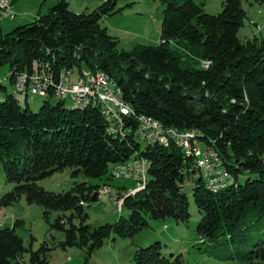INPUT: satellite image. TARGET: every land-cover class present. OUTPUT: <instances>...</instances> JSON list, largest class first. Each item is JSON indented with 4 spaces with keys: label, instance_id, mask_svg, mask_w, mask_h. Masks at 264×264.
<instances>
[{
    "label": "trees",
    "instance_id": "16d2710c",
    "mask_svg": "<svg viewBox=\"0 0 264 264\" xmlns=\"http://www.w3.org/2000/svg\"><path fill=\"white\" fill-rule=\"evenodd\" d=\"M119 1L107 0L92 12L77 14L62 0L9 33L0 26V72L9 69L11 87L0 82V172L13 185L0 195V207L23 198L39 205L51 229L64 239H45L33 250L17 234L24 222L16 221L0 231V264H50L53 251L72 247L90 258L112 235L132 237L149 228L150 221L172 218L187 224L190 204L183 188L188 179L201 216L196 232L203 242L197 249L230 264H264V237L251 241L264 233L263 28L250 19L259 35L239 38L249 19L244 3L264 6V0H224L218 15L207 14L194 0H161V42L131 51L119 49V40L102 27ZM63 70L102 73L121 91L132 113L118 131L110 130L99 106L75 109L67 108L66 101L51 103ZM40 71L50 76L52 86L48 100L33 112L31 96L16 94L14 88L20 76ZM140 117L165 129L194 131L203 150L218 153L232 182L218 191L209 188L193 158L175 144L142 148ZM134 158L148 163V182L135 196L120 193L128 216L114 225H87L85 206L93 204L103 185L75 182L70 191L55 193L39 184L68 169L75 179L110 181L116 178H108L110 168ZM132 264L186 262L182 254L175 260L167 257L156 243L139 248Z\"/></svg>",
    "mask_w": 264,
    "mask_h": 264
},
{
    "label": "rangeland",
    "instance_id": "374dc122",
    "mask_svg": "<svg viewBox=\"0 0 264 264\" xmlns=\"http://www.w3.org/2000/svg\"><path fill=\"white\" fill-rule=\"evenodd\" d=\"M60 0H19L16 6L15 19H4L0 26L4 33H9L15 28L29 24L38 14L47 13L51 7ZM107 0H66L69 9L77 14L92 12ZM197 4L204 5V9L209 15H218L222 11L224 0H194ZM44 6V7H43ZM164 4L161 0H120L116 6V14L107 17L102 27L108 29L110 36L119 40V49L131 51L137 46H156L161 42L162 13ZM244 9L248 12V18L240 30L239 38L246 40L257 33L256 27L250 24L253 19L257 25L263 28L264 34V6L258 4L249 5L244 3ZM16 14V13H15ZM30 21V22H29ZM9 69L4 67L0 72V82L8 86L11 90L8 78ZM82 77V76H81ZM79 78V73L75 72L73 80ZM20 104L26 106L25 98H18ZM48 100L44 96L34 93L30 97L28 104L33 112H38L43 103ZM52 104L57 100L50 99ZM67 108L72 107V102L68 99L65 102ZM142 148L147 144L141 143ZM200 173V172H199ZM196 174L198 178L200 174ZM71 169L64 172L55 173L53 176L39 182L47 191L61 193L70 191L75 182H88L90 185H108L127 187L133 189L136 185L126 179L113 178V180H98L80 176L73 178ZM112 169L110 168L109 177ZM194 183L189 179L185 182L183 191L188 196L190 204V222L178 224L174 219L167 218L163 221H150V227L146 228L132 237L122 238L112 235L105 241L101 249L96 250L89 258L86 252L80 248L72 247L66 250L56 249L50 257V264H132L136 251L139 248H147L156 243H161L163 253L175 260L182 254L186 264H230V262L220 261L214 256L201 253L196 245L203 242L197 236V228L201 222V216L193 197ZM13 188L12 184L6 182L3 172H0V195L3 196ZM132 194V193H131ZM119 196H122L121 194ZM86 212L89 214L87 225L92 229L103 225H114L119 222L121 216H128L124 209L119 212L118 201H111L107 196L100 197L91 206L86 205ZM56 214L54 213V217ZM52 216V220L54 218ZM16 221H23L24 225L17 229V234L24 240L27 247L32 244L33 250L39 249L45 239L63 241V234L52 230L50 224L44 219L43 209L39 205H29L23 198L18 203L10 207H0V231L5 228H12ZM264 237V233L252 237L251 241ZM247 246L243 249L245 250ZM28 261V260H27ZM88 261V263H87Z\"/></svg>",
    "mask_w": 264,
    "mask_h": 264
},
{
    "label": "built area",
    "instance_id": "2783aa9c",
    "mask_svg": "<svg viewBox=\"0 0 264 264\" xmlns=\"http://www.w3.org/2000/svg\"><path fill=\"white\" fill-rule=\"evenodd\" d=\"M14 1L0 0V22L4 19H15ZM73 76L74 73L72 71L63 70L61 72L59 83L54 88L55 99L65 101L70 99L71 102L80 103H113V111H105V117L110 124V128L119 130L124 122L119 121L116 117V110L131 111L122 100L121 91L118 88L111 87L107 78L100 75V73L94 74L84 70L75 81ZM31 83H38L41 87V94L39 95L45 98L49 96L48 90L52 86V80L47 73L41 71L30 77L26 75L20 76L14 88V93L33 97L34 93L31 92ZM138 121L145 123V131H139V135L149 137L150 140L161 138L165 147L173 144V138H181L185 142V150L183 152L186 156L193 158L196 167L203 172L206 184L217 187L227 180H232L231 176L226 174L224 164L218 153L210 149L203 150L200 142L193 140L194 131L181 132L177 129H165L160 122L149 120L145 117H140ZM121 166H128V174H121ZM148 170V163L137 158L114 166L112 169L114 177L130 180L136 187L124 189L126 191L121 192L114 186L103 185L98 190L99 198L107 196L111 201H118V208L121 212L124 199L119 196L120 193L123 196H128L133 192H139L144 189L149 178Z\"/></svg>",
    "mask_w": 264,
    "mask_h": 264
},
{
    "label": "bare ground",
    "instance_id": "6f19581e",
    "mask_svg": "<svg viewBox=\"0 0 264 264\" xmlns=\"http://www.w3.org/2000/svg\"><path fill=\"white\" fill-rule=\"evenodd\" d=\"M100 75H102L105 78H107V76L102 74V73H100ZM108 79L109 78H107V80ZM31 92L40 94L41 87L38 85V83H31ZM16 94H18V93H16ZM62 101H65V100H62ZM90 106H92V107H94V106L101 107L100 110L102 111L104 116H105V111H113V103H88V102H81L80 103V102H72V107L75 108V109H84V108H87V107H90ZM131 113H132V111H128V110H116V117L119 119V121H123L124 117L125 116L126 117L130 116ZM110 130L112 132L118 131L116 128H110ZM139 131H145V123L139 122ZM119 136L123 137L122 135H119ZM140 139H141V141H143V142H145L147 144H158L160 146H164V141L161 138H154L153 140H150L149 137H145V136H141L140 135ZM198 139H196V133H193V140H198ZM173 144H175L177 147H179L183 151L185 150V142L181 138H173ZM121 174H128V166H121ZM202 178L205 181L204 174L202 175ZM231 182H232V180H227L226 182L221 183L220 186H217V187H214V186H212L210 184H207V185H208L209 188L213 189L214 191H218L220 189H223V188L227 187ZM135 194H137V192H133L132 194H129V195L135 196Z\"/></svg>",
    "mask_w": 264,
    "mask_h": 264
},
{
    "label": "crops",
    "instance_id": "0c3cea01",
    "mask_svg": "<svg viewBox=\"0 0 264 264\" xmlns=\"http://www.w3.org/2000/svg\"><path fill=\"white\" fill-rule=\"evenodd\" d=\"M18 1H19V0H15V1H14V11L16 10V6H17V4H18ZM61 1H62V0H60L59 2H61ZM59 2H58V3H59ZM58 3H57V4H58ZM57 4H55V5H57ZM55 5H54V6H55ZM54 6H53V7H54ZM43 7H44V6H43ZM51 8H52V7H51ZM51 8H50V9H51ZM50 9H49V10H50ZM15 13H16V15H18V13H17L16 11H15ZM41 13H42V12H41ZM41 13L38 14L36 17H34V20H35L36 18H38V16L41 15ZM34 20H31V21L33 22ZM29 22H30V21H29Z\"/></svg>",
    "mask_w": 264,
    "mask_h": 264
},
{
    "label": "water",
    "instance_id": "95a60500",
    "mask_svg": "<svg viewBox=\"0 0 264 264\" xmlns=\"http://www.w3.org/2000/svg\"><path fill=\"white\" fill-rule=\"evenodd\" d=\"M97 200H98V196H97V194H95L94 197L92 198V202H93V203H94V202H97Z\"/></svg>",
    "mask_w": 264,
    "mask_h": 264
}]
</instances>
